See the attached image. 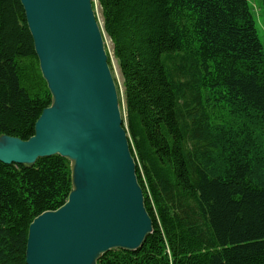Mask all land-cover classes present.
I'll list each match as a JSON object with an SVG mask.
<instances>
[{"label": "trees", "instance_id": "obj_1", "mask_svg": "<svg viewBox=\"0 0 264 264\" xmlns=\"http://www.w3.org/2000/svg\"><path fill=\"white\" fill-rule=\"evenodd\" d=\"M96 1L153 227L97 264H264V45L249 2ZM50 101L24 9L0 0V135L27 140ZM70 188L59 155L0 162V264H26L29 224Z\"/></svg>", "mask_w": 264, "mask_h": 264}, {"label": "water", "instance_id": "obj_2", "mask_svg": "<svg viewBox=\"0 0 264 264\" xmlns=\"http://www.w3.org/2000/svg\"><path fill=\"white\" fill-rule=\"evenodd\" d=\"M51 101L27 140L0 135V162L59 155L71 188L28 226L26 264H97L152 231L93 0H19Z\"/></svg>", "mask_w": 264, "mask_h": 264}, {"label": "rangeland", "instance_id": "obj_3", "mask_svg": "<svg viewBox=\"0 0 264 264\" xmlns=\"http://www.w3.org/2000/svg\"><path fill=\"white\" fill-rule=\"evenodd\" d=\"M247 1L249 2L251 9L253 11V14H254L257 35H258L260 41L262 42V44L264 45V15H263V11H262V5L260 3V0H247ZM94 11L96 14L97 22H98L100 28H102L101 8H100V6L96 0H94ZM103 35H104V41H105V48H106V51L108 53V56H110L111 74L114 77V81L116 82L115 84H116V87L118 88V91L120 93V98L122 100V103H124L122 77L120 75V71H119V68L117 65V61L113 57V54H112V44H111L110 39L107 37V35L105 33H103ZM121 114H122V116L124 115L123 108L121 110Z\"/></svg>", "mask_w": 264, "mask_h": 264}, {"label": "bare ground", "instance_id": "obj_4", "mask_svg": "<svg viewBox=\"0 0 264 264\" xmlns=\"http://www.w3.org/2000/svg\"><path fill=\"white\" fill-rule=\"evenodd\" d=\"M114 78V77H113ZM116 83V82H115ZM137 177V176H136ZM138 181V180H137ZM139 184V183H138ZM142 189V188H141Z\"/></svg>", "mask_w": 264, "mask_h": 264}]
</instances>
